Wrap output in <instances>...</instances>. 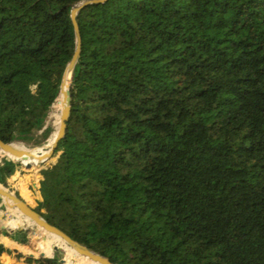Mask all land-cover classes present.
Returning <instances> with one entry per match:
<instances>
[{
    "label": "trees",
    "instance_id": "obj_1",
    "mask_svg": "<svg viewBox=\"0 0 264 264\" xmlns=\"http://www.w3.org/2000/svg\"><path fill=\"white\" fill-rule=\"evenodd\" d=\"M80 1L0 0V140L53 137ZM77 21L34 209L113 264H264V0H106ZM4 155L10 188L21 163ZM37 228L48 238L19 249L57 261H31L92 264ZM12 252L0 241V264Z\"/></svg>",
    "mask_w": 264,
    "mask_h": 264
},
{
    "label": "water",
    "instance_id": "obj_2",
    "mask_svg": "<svg viewBox=\"0 0 264 264\" xmlns=\"http://www.w3.org/2000/svg\"><path fill=\"white\" fill-rule=\"evenodd\" d=\"M105 1L106 0H81L79 3L73 5L71 9V19L74 25L76 46H75L74 54L71 60L67 63L63 76H62L61 85H60V95H61L60 124L58 126V132H57L56 139L53 142L51 146V150L45 159L49 160L52 157L59 142L63 139L67 131V124H68L69 116L71 113V99H72L71 87L77 75L75 72V67L77 68L78 66V63L81 57V51H82V37L80 33L79 24L77 21V16L80 10L86 5L103 3ZM12 144L13 142L6 143L0 140V150H3L4 152L11 154L13 156L28 158L29 153H26L24 151L14 148ZM4 156L10 157L14 161L21 162L20 160L14 159L7 154ZM52 164H50V166ZM23 165H25L28 168L32 166L31 163H27ZM0 199H2L8 207L17 208L21 214L33 220L44 231L49 232L50 234L63 240L68 246L72 247L80 255L86 257L89 260L97 262V263L113 264L108 257L90 250L86 246L74 240L72 237H70L67 233H65L63 230H61L57 226L50 224L23 197H19L13 190L4 186L1 183H0ZM2 229L5 233L9 234L11 237H13L14 234L18 232V230H16L15 232H9V230L4 226L2 227ZM22 231L24 232V230Z\"/></svg>",
    "mask_w": 264,
    "mask_h": 264
},
{
    "label": "rangeland",
    "instance_id": "obj_3",
    "mask_svg": "<svg viewBox=\"0 0 264 264\" xmlns=\"http://www.w3.org/2000/svg\"><path fill=\"white\" fill-rule=\"evenodd\" d=\"M57 115L59 119L61 115V108L53 106L51 108V111H50V114L47 120V124L49 125L51 129L54 127V121ZM40 134H41V131H38L34 135V137L40 140ZM51 139L52 137L49 140L48 139L45 140L43 143L47 144L50 142ZM14 142L24 143L28 147H35V146L40 145V144L37 145L36 142H33V141L25 142L22 140H16ZM56 159H57V156L52 155V157L48 161L37 163V164L33 163L30 168L26 167L20 162L21 165L18 167L16 173L9 179L10 189L13 191L18 190L20 195L30 205H32L33 207H36L37 198L40 193V190H39L40 180L43 177L41 174V170L44 168H47L48 166H50V164L55 163ZM1 226L6 227L9 230V232H15L16 230H18L19 232V231L24 230L26 243L21 244V246L29 247L32 249H33L34 244L32 243V241L29 242L31 238L32 240L33 238L39 239V240L41 239L46 240L48 238V236L45 234H42L36 226L29 225L27 223L22 222L20 220L18 213L12 212L10 208L6 206L5 204L2 207H0V229H1ZM10 229L12 231H10ZM1 234L2 233L0 232V235ZM34 251L35 250H33V252H24L23 250L19 249L17 253L12 252V254L9 255L12 259L5 256V254L2 255L1 259H2L3 264H37L36 262L31 261L32 258H41V257L50 258V259H54L57 261V256L55 253H53L52 256H46V255H42V253L35 254ZM74 264H79V263L74 262Z\"/></svg>",
    "mask_w": 264,
    "mask_h": 264
},
{
    "label": "bare ground",
    "instance_id": "obj_4",
    "mask_svg": "<svg viewBox=\"0 0 264 264\" xmlns=\"http://www.w3.org/2000/svg\"><path fill=\"white\" fill-rule=\"evenodd\" d=\"M75 69H76V67H75ZM59 107L61 108V101H59ZM59 124H60V117H59V121H58V126H59ZM58 126H57V129H56V131H55V133H54L52 139H51L50 142L47 143V144H42L41 146H38V147H23V146H21V145L15 143V142H13L12 146H13L14 148H16V149H18V150H21V151H24V152H26V153H29L28 158L13 156V155H11V154H8V153L4 152L3 150H0V152L3 153V154H5V155L7 154V155L11 156V157L14 158V159L20 160L21 163H23V164H27V163H31V164L35 163V164H37V163L46 162V161H48V159H45V158H46L47 155L49 154V152H50V150H51V146H52L53 142H54L55 139H56L57 132H58ZM48 140H49V138H48ZM29 157H30V158H29ZM15 209L17 210L16 212H17L18 214H21V213L18 211L17 208H15ZM22 215H23V214H22ZM23 216H24V215H23ZM25 217H26V216H25ZM27 218H28V217H27ZM28 219H30V218H28ZM30 220H31V219H30ZM31 224L34 225V226H36V227L38 226L33 220H31ZM38 227H39V226H38ZM40 228H41V227H40ZM48 233H49V232H48ZM49 234H50V233H49ZM50 235L53 236L55 239H57L58 241H60L62 244H64L66 247H68V248L71 250V251H69V250H65V249H63L60 245H58V244H56V243H54L53 241H51V240L48 239V240L51 241L52 243L56 244V245H57L59 248H61L63 251L68 252V253H70V254H72V255L78 257V258L81 259L82 261L92 262V264H101V263H97V262H94V261H92V260L87 259L86 257L80 255V254H79L77 251H75L72 247L68 246V245H67L63 240H61L60 238H58V237H56V236H54V235H52V234H50Z\"/></svg>",
    "mask_w": 264,
    "mask_h": 264
},
{
    "label": "crops",
    "instance_id": "obj_5",
    "mask_svg": "<svg viewBox=\"0 0 264 264\" xmlns=\"http://www.w3.org/2000/svg\"><path fill=\"white\" fill-rule=\"evenodd\" d=\"M32 89L34 90L35 88L32 87ZM51 134H52V132H51ZM34 138H36V137H34ZM37 145H39V144H37ZM41 145L42 144H40L39 146H41ZM0 232L2 233L0 235V241L3 242L8 248H10L14 253H17L19 251V247L21 246V244L18 241L14 240L13 237H11L9 234L5 233L2 229V226H1ZM5 255L7 257L11 258L8 254H5Z\"/></svg>",
    "mask_w": 264,
    "mask_h": 264
},
{
    "label": "built area",
    "instance_id": "obj_6",
    "mask_svg": "<svg viewBox=\"0 0 264 264\" xmlns=\"http://www.w3.org/2000/svg\"><path fill=\"white\" fill-rule=\"evenodd\" d=\"M5 204V202L2 200V199H0V207H2L3 205ZM6 205V204H5ZM7 206V205H6Z\"/></svg>",
    "mask_w": 264,
    "mask_h": 264
}]
</instances>
